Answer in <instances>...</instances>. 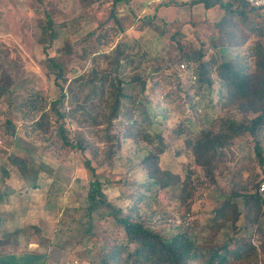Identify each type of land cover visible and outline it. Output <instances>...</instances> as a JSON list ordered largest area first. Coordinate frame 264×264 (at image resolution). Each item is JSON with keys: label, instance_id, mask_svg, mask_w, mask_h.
Returning <instances> with one entry per match:
<instances>
[{"label": "trees", "instance_id": "16d2710c", "mask_svg": "<svg viewBox=\"0 0 264 264\" xmlns=\"http://www.w3.org/2000/svg\"><path fill=\"white\" fill-rule=\"evenodd\" d=\"M36 1L45 7L44 0ZM81 1L84 7L94 3L105 4L107 15L99 18L91 33L97 35L100 44L111 46V49H102L98 56H93L94 67L91 70L74 78L68 77L64 57L59 55L61 49L56 48L58 53L55 56L47 52L57 44L60 27L45 9L39 18L38 28L43 23L48 33L43 51L55 74L59 92L52 97L46 86L37 87L30 83L19 92L17 85L23 82L20 83L12 75L3 79L0 72V137H15L18 134L16 118L27 123L32 133L40 134L46 143L45 148L49 150L55 148L73 154L86 155L89 152L93 155L94 137L99 136V132L88 137V127L103 126L101 136L108 137L109 142L116 145L121 140L116 134H111L110 129L114 121L119 120L130 140L148 143L149 148L142 159L145 170L149 172L146 178L148 186L138 184L136 188H127L128 179L114 181L123 197L132 202L126 207L109 198L106 188L112 184L111 178L98 172V166L91 157L85 160L91 180L87 193V214L99 211V222L112 221L114 229L124 232L120 242L113 239L111 245L104 247L103 264H264V193L260 192L264 176L251 187L242 184L239 190L222 191L224 198L213 206L204 223H201L194 208L200 197L198 189L203 183L202 175L211 185L218 186L216 171L225 155L224 149L234 138L247 133L254 143L259 163L264 167V39L253 28L249 35L243 37L238 30H224L234 16L245 14L247 9L253 12L264 11V8L252 6L244 0L188 1L192 7L203 3L206 9L217 5L223 8L224 13L214 24L221 30L219 41L211 42L216 52L209 54L205 43L191 41L184 44L178 38L180 31H176L169 38L177 43L179 49L180 58L176 65L160 54V36L155 37L158 44L153 50L144 48L139 53L135 65V59L128 52L126 29L119 12V8L130 5L133 0ZM172 2L176 5L187 3L181 0ZM167 3H158L154 13L144 15L140 20L144 23L155 21L158 9ZM64 25L63 22L61 26ZM107 25L109 28H106ZM256 34L259 36L256 37ZM249 40L251 42L245 53L237 50L231 54L234 47L245 45ZM145 56L153 59L160 57L161 62L153 67L145 66ZM101 59L102 63L99 62ZM181 64L195 70V83L184 87L179 80L176 90H173L153 77L154 73L165 70L168 75L162 73L163 78L169 79V75L178 78L180 70L183 71ZM130 66L138 70L127 79L123 72ZM216 81L219 83L217 94L221 103L218 117L197 131L190 126L184 127L183 119L174 128L182 137L184 151L194 163L195 170L187 168L183 175L162 167L161 155L167 146L161 127L167 119L168 109L197 119L198 110L193 97L204 87L212 88ZM168 82L171 83V80ZM135 84L140 87L137 93L130 88ZM191 90H195V94L191 95ZM158 92L162 95L161 100H156ZM160 101L164 104L156 108ZM229 108L235 109L233 113L238 111L241 116L228 115ZM72 120L75 122L73 128L70 125ZM112 154L114 150L110 149L108 161ZM10 160L24 177L29 174L28 160L19 156ZM0 169L4 167L0 166ZM40 169L50 171L43 163ZM4 173L7 175L6 169ZM36 175V179L39 178ZM33 185L35 187L36 182ZM150 198L156 201V211L149 212L152 207ZM237 198L243 199L245 218L255 229L249 240L246 236H238L237 222L243 213L234 201ZM155 214L160 218L155 219ZM172 214L175 215L171 218ZM229 227L231 234L223 233L219 237L222 230ZM70 260L67 264H73L74 260Z\"/></svg>", "mask_w": 264, "mask_h": 264}, {"label": "rangeland", "instance_id": "374dc122", "mask_svg": "<svg viewBox=\"0 0 264 264\" xmlns=\"http://www.w3.org/2000/svg\"><path fill=\"white\" fill-rule=\"evenodd\" d=\"M184 5H176L172 0H133L130 5L119 8L122 16L124 28L126 29L125 41L129 43L128 52L135 59V65L139 53L144 49L153 50L158 43L155 37L160 36V54L170 59L176 65L180 58L179 49L176 42H171V35L180 31L178 38L184 43L194 41L205 43L209 54L216 51L212 48L211 42H218L221 30L214 24L220 20L223 8L217 5L210 16H206V9L203 3H197L193 7L186 0ZM161 2L163 4L157 13V19L144 23L142 17L154 13V8ZM45 7L36 0H0V72L3 79H8L9 75L18 78L21 85H17L18 91L26 89L28 84L37 87L46 86L52 97L59 92L55 74L52 72L47 55L43 51L44 45L48 41L46 27L38 24L40 16L44 10H48L59 28V39L57 44L48 49L51 56L58 52L64 57L65 70L68 77L74 78L79 73L91 70L94 67L93 56L102 51L109 50L111 46L99 43L96 34L92 30L98 24L99 18L103 19L107 15L105 4L94 3L84 7L81 0H44ZM247 12V13H246ZM245 14L234 16L232 22H228L225 31L231 28L238 30L243 37L249 35L253 28L264 39V11L250 12L248 9ZM137 17V19H136ZM64 22V26L61 24ZM109 28V25L106 26ZM39 30V32H38ZM161 33H163L161 35ZM238 35V36H240ZM259 35H255L256 37ZM141 41H138V40ZM250 40L240 47H234L231 54L239 50L242 54L246 52ZM228 44V41H226ZM72 47L73 52H70ZM45 59V60H44ZM144 65H158L160 57L153 59L143 58ZM43 60V61H42ZM102 63V59L99 61ZM182 65V64H181ZM180 65L178 78L169 75L163 78L165 70L154 73L153 77L160 81L163 86L176 90L179 80L187 87L197 81L194 69H189L187 65L183 68ZM138 70V69H137ZM130 66L124 76L130 79L137 71ZM12 73V74H10ZM164 73V74H162ZM168 75V74H167ZM196 76L194 78L193 76ZM171 80V83L168 81ZM132 86L131 91L137 93L140 87L138 84ZM219 83L216 81L212 88L204 87L201 93L193 97L198 110L197 119L191 116H182L177 111L168 109L167 119L162 128L166 143V151L161 155V165L164 168L173 170L176 173L187 171V168L195 170L194 163L184 151V142L174 128L183 119V126H190L194 131L200 127L208 126L212 120L218 117L221 110V103L218 96ZM191 90V95L195 94ZM162 95L158 92L156 100H161ZM156 106L163 105L162 102ZM73 107V106H71ZM69 106V108H71ZM71 110V109H69ZM235 109L229 108L228 115L241 116ZM18 118V117H17ZM18 124V134L15 137H0V166L11 171L10 177H5L11 181V188L15 197L10 199L13 205L22 207L27 211L29 219L44 218L41 228L42 233L55 232L56 241L67 243L71 248L73 264H103L102 258L104 247L111 245V240L120 242L124 237L121 229H114L112 221L103 220L99 222L100 212L95 211L92 215L87 214V193L91 188V180L87 172L85 160L91 157L93 163L98 167V172L111 178V185L106 188L109 198L116 204L124 207L132 204L130 199L124 198L120 192V187L115 184V180L126 178L129 187H138L142 184L147 187L146 178L149 172L145 170L142 159L147 153L148 143L138 141V143L128 138L126 130L122 128L123 123L115 120L111 134H116L121 141L112 145L108 137L101 136L103 126H90L86 134L92 137L95 132L99 136L94 137L95 153L86 155L69 153L68 150H49L45 148V141L40 134L32 133V129L27 123L16 119ZM123 120L126 121L125 117ZM74 121L71 122L73 128ZM87 131V130H86ZM264 137V132H263ZM114 150L110 161L107 160L109 150ZM225 155L222 157L219 168L216 171L217 185H211L202 175V182L198 193L199 199L194 205L195 212L201 223H204L211 215L213 206L222 198V191L229 193L233 188L239 190L242 184L252 186L257 180H262L264 167L260 165V160L256 156L254 143L246 133L236 137L231 144L224 149ZM19 156L29 161L30 172L24 177L22 173L11 164V158ZM86 157V158H85ZM50 170L49 172L40 169L41 165ZM36 174L39 178L36 179ZM4 178V176H3ZM5 179V180H6ZM36 186L34 187L33 184ZM234 182H236L234 184ZM264 182V181H263ZM261 182V184L263 183ZM260 184V186H261ZM18 187V188H17ZM17 188V189H16ZM264 193V192H262ZM21 195V196H20ZM136 198V196H135ZM242 211V217L237 222L238 236H246L248 240L254 233V226L249 224L245 218V207L242 198L234 200ZM152 204L149 212L156 211L154 205L156 201L149 199ZM15 211V210H13ZM175 214L170 215L174 217ZM160 216L155 214V219ZM32 225H28L31 227ZM53 228V229H51ZM92 232L88 233L89 230ZM224 234H231L230 227L223 229L219 237ZM257 236V235H256ZM255 237V235H254ZM253 237V238H254ZM59 254L54 252L48 256V264H59ZM71 261V260H70Z\"/></svg>", "mask_w": 264, "mask_h": 264}, {"label": "crops", "instance_id": "0c3cea01", "mask_svg": "<svg viewBox=\"0 0 264 264\" xmlns=\"http://www.w3.org/2000/svg\"><path fill=\"white\" fill-rule=\"evenodd\" d=\"M212 11L206 10V16ZM6 171L7 175L0 169V264H48V256L56 251L60 258L58 263L67 264L71 248L67 243L59 245L55 232L41 231L43 222L48 220L29 219L26 210L10 202L15 194L11 181L5 178L11 176V171Z\"/></svg>", "mask_w": 264, "mask_h": 264}, {"label": "built area", "instance_id": "2783aa9c", "mask_svg": "<svg viewBox=\"0 0 264 264\" xmlns=\"http://www.w3.org/2000/svg\"><path fill=\"white\" fill-rule=\"evenodd\" d=\"M186 1H192V0H186ZM245 2L249 3L252 6L258 7V8H264V0H244ZM183 68H185V64L181 65ZM196 78V76H193ZM260 192H264V182L261 184Z\"/></svg>", "mask_w": 264, "mask_h": 264}]
</instances>
